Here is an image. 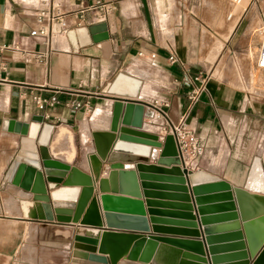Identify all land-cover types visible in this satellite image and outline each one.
<instances>
[{
    "label": "crops",
    "instance_id": "crops-1",
    "mask_svg": "<svg viewBox=\"0 0 264 264\" xmlns=\"http://www.w3.org/2000/svg\"><path fill=\"white\" fill-rule=\"evenodd\" d=\"M54 1L61 3L62 29L56 21L45 27L36 22L37 12L49 11ZM219 2L228 0H104L110 11L98 20L92 1L0 0V264L102 261L101 255L72 247V228L22 218L18 201H30L31 196L4 182L20 139L4 130L5 121L30 123L43 116L44 123L54 126L50 157L89 174L90 133L108 131L115 100L137 101L145 106V132L157 134L163 112L173 124L183 120L196 134L204 156L197 169L188 170L190 176L199 171L203 180H220L250 192L245 182L258 167L264 181V72L258 65L264 0H244L240 10L235 7L227 16L199 11V5ZM216 19L223 20L217 28L196 22ZM101 23L105 31L89 32ZM43 27L51 34L46 41L30 35ZM23 52H46L47 58L35 64ZM168 52L179 65L168 62ZM196 77L203 83L194 81ZM36 97H55L58 103L40 108ZM72 102L80 107H71ZM61 130L68 136L58 144ZM77 147L79 163L74 161ZM158 154L152 150L148 165L155 164ZM105 170L103 166L100 178ZM143 209L147 227L149 217L166 223L184 213Z\"/></svg>",
    "mask_w": 264,
    "mask_h": 264
},
{
    "label": "water",
    "instance_id": "water-1",
    "mask_svg": "<svg viewBox=\"0 0 264 264\" xmlns=\"http://www.w3.org/2000/svg\"><path fill=\"white\" fill-rule=\"evenodd\" d=\"M105 30V23L89 28L91 34ZM144 109L137 101H114L108 131L90 133L89 174L50 157L54 126L43 116L5 121L4 130L20 139L4 182L31 196L18 201L22 218L72 228V247L101 255L100 264H264V196L220 180L193 183L173 137L159 141L144 131ZM154 149L159 154L148 165ZM144 207L184 213L166 223L149 217L147 227ZM158 244L171 249L153 260Z\"/></svg>",
    "mask_w": 264,
    "mask_h": 264
},
{
    "label": "built area",
    "instance_id": "built-area-1",
    "mask_svg": "<svg viewBox=\"0 0 264 264\" xmlns=\"http://www.w3.org/2000/svg\"><path fill=\"white\" fill-rule=\"evenodd\" d=\"M84 2L92 1L93 6L91 9L98 10L99 15L96 16L98 20H101L105 15L109 13V8L107 5L103 3L104 0H83ZM63 13L61 3L59 1H54L51 9L49 11L39 10L36 14V22L41 26L51 25L54 21L58 22L60 28L64 27V22L62 20ZM33 30L30 32L31 36L41 37L44 41L46 38H50L51 34L46 28ZM260 45L258 50V65L260 68L264 69V25L260 29ZM30 55L31 60L35 64L45 62L47 58V53H30L23 52ZM167 60L172 65H179V61L173 52H168ZM194 81L203 83L199 77L194 78ZM198 89L195 93L192 94L189 98L191 101H195L196 96L199 94ZM35 103L43 108L44 106L52 107L57 104L58 101L55 97L50 98H34ZM71 107L78 108L80 107L79 103L72 102ZM161 115V116H160ZM159 116L162 118L163 122L158 126L159 131L157 132V136L159 141L166 135H171L174 139L177 155L181 162V168L188 170L197 169L200 161L203 159L204 150L203 147L196 136V134L191 131L187 124L181 120L176 124H173L163 112H159Z\"/></svg>",
    "mask_w": 264,
    "mask_h": 264
},
{
    "label": "bare ground",
    "instance_id": "bare-ground-1",
    "mask_svg": "<svg viewBox=\"0 0 264 264\" xmlns=\"http://www.w3.org/2000/svg\"><path fill=\"white\" fill-rule=\"evenodd\" d=\"M235 1L238 3L240 0H235ZM261 69H263V68H261ZM65 130H61V132L58 134V136H57V143L58 144L64 143L66 141L65 137H66V135L68 136V133ZM69 158H71V155H69ZM191 180L193 183H201L203 181V178H201V173L198 171V172L191 174ZM245 188L247 190H249L250 192H253V193L264 192V181H263L262 174H261L260 170L258 169V167L257 168L254 167L252 169L251 173L249 174L248 178L246 179ZM140 245L138 243H136V244H133L132 247L135 246V248H138V247H140ZM144 247L145 246H143V248H141V249H144ZM157 247H159V244ZM164 249H171V248L166 246V245H161L158 252H157V255L161 254V251H164ZM134 252H131L130 256H136V258H142L143 257V255L141 253L135 255ZM156 258H157L156 256H155V258L153 257V260H155ZM98 260L103 261V259H101V258H99ZM84 262H87V261H84ZM88 263L100 264L99 261H96V260H92Z\"/></svg>",
    "mask_w": 264,
    "mask_h": 264
},
{
    "label": "rangeland",
    "instance_id": "rangeland-1",
    "mask_svg": "<svg viewBox=\"0 0 264 264\" xmlns=\"http://www.w3.org/2000/svg\"><path fill=\"white\" fill-rule=\"evenodd\" d=\"M244 0H242L241 4L237 5V2L235 0H228L227 3H209V4H202L199 5V11H208V14H219V13H223L224 15H229L232 14L233 9L236 7L238 10L241 9V7L243 6ZM237 5V6H236ZM199 27H205V25L209 24V26H211L212 28H217L220 27L221 24L223 23V20H211V21H196ZM205 23V25H204ZM216 41V38H215ZM218 46H215V53L214 55L216 56L217 54V50H218ZM262 72H264V69H261ZM76 163L81 162V150L79 147H77L76 149Z\"/></svg>",
    "mask_w": 264,
    "mask_h": 264
}]
</instances>
